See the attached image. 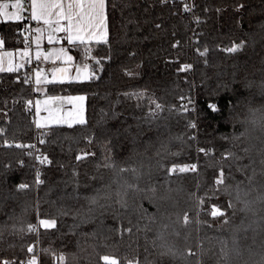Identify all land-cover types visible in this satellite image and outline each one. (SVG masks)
Instances as JSON below:
<instances>
[{"label":"trees","instance_id":"trees-1","mask_svg":"<svg viewBox=\"0 0 264 264\" xmlns=\"http://www.w3.org/2000/svg\"><path fill=\"white\" fill-rule=\"evenodd\" d=\"M23 1L27 6V0ZM107 20V42L68 45L80 58L87 51L92 53L89 65L95 78L50 83L42 92L84 93L87 101L85 124L45 128L39 158L30 151L35 113L26 105L40 93L22 70L0 71V221L7 222L0 228V259L26 262L37 253L27 249L38 241L40 264H104V255L117 258L120 264L134 257L147 264H224L222 242L227 241L231 249L235 233L241 255L231 264L259 261L264 254V200L257 197L264 195L260 188L264 178L259 175L257 151L251 153L257 173L249 196L255 201L253 211H237L233 222L221 228L223 222L210 212L217 199L227 204L229 196L210 199L206 206L198 203L197 196L212 195L213 168L221 166L220 153L225 148L243 157L240 164L250 163L241 151L250 141L231 137L244 131L240 121L250 116L249 108L264 109L260 88L245 86L247 81L259 85L264 71V29L260 27L264 0H194L192 16L182 9L180 0H107ZM29 24L27 16L1 20L3 48L25 47ZM237 44L244 47L235 53L225 51ZM205 50L206 56H201ZM185 64L192 67L180 71ZM140 92L145 94L141 99L129 98L128 94ZM193 98L196 115L183 107ZM153 100L164 111L159 119L146 121ZM213 103L215 111L210 108ZM162 143L168 151L161 148ZM251 143L260 146L259 140ZM201 148L206 151L200 152ZM158 160L165 168L195 163L200 174L167 175L157 166ZM228 163L234 178L229 183L244 179L232 161L225 163V171ZM121 167L141 170L136 183L142 189L154 186L155 193L130 192L129 207L121 208L120 185L123 179L133 181L130 173L117 174ZM21 183L28 189L19 191ZM96 188L101 189L99 204L90 214L91 222L81 224L88 206L74 196L77 192L96 195ZM227 211L231 215L232 210ZM185 213L190 219L187 225ZM153 214L155 218L149 219ZM53 219L54 228L40 224ZM36 222L38 235L28 230ZM121 228L131 232L121 234ZM162 242L178 253L175 259L160 256ZM189 249L196 255L188 256Z\"/></svg>","mask_w":264,"mask_h":264},{"label":"snow or ice","instance_id":"snow-or-ice-1","mask_svg":"<svg viewBox=\"0 0 264 264\" xmlns=\"http://www.w3.org/2000/svg\"><path fill=\"white\" fill-rule=\"evenodd\" d=\"M12 8L15 9V11H9L8 9ZM57 10V11H54ZM188 6L185 5V11H188ZM21 11H22V0H15L14 3L8 4H0V17H3L6 21L21 20ZM55 15V19H53V16ZM30 18L35 21L42 20L44 24L51 26L53 23L56 24V27L53 29V32H64L67 33V40L69 44H75L77 41H79V44L83 45L86 40H91L92 38H96V42L99 43L101 39H104L107 35L106 32V0H69L66 7L63 2V0H32L31 2V16ZM66 20L67 25L61 26L60 21ZM260 27L264 29V24H261ZM37 32L40 31L39 28L36 29ZM49 40L51 41L53 39L52 34H49ZM39 40V38H37ZM105 42H107L105 40ZM4 44V40L0 39V46ZM244 47V44H237L235 47H228L225 49L228 53H235L239 49ZM87 51V50H86ZM59 53L66 57L68 61L72 60L71 56H68L67 53L64 52L63 49L59 50ZM207 50L204 52H201V56H206ZM24 56H27V52L23 53ZM40 53H37V57L39 58ZM51 55V54H50ZM99 63V61H97ZM207 63V61H205ZM264 63V61H262ZM23 65H19L17 67H22ZM88 66L85 65V68ZM192 66L185 64L182 66L180 71H186L190 69ZM16 68L13 67L11 64L8 68V71H15ZM0 71H4L2 67H0ZM66 71V70H62ZM89 79L95 78V73H91L87 76ZM39 82V80L37 81ZM246 87H253L258 86L260 88V94L264 95V71H262V76L259 85H255V81H247ZM129 98H131L132 95H135L137 99H141L145 94L143 92L140 93H134V94H128ZM181 99H184V97H181ZM69 100H79L83 101L84 97H70ZM191 102V101H189ZM141 104H137V107H141ZM184 110H187L186 105L183 106ZM210 108H212L214 111L216 110V105L210 104ZM164 111V106L158 102H155L154 100L151 101V105L149 107V111L147 113V116L145 117V120H153V119H159L160 114ZM257 112H259V116H257ZM250 116H246L245 119L241 120L240 123L245 126L244 131L240 132L238 135H233L231 137L234 141H241L242 138L249 140V126L250 125H261L264 126V109L260 110H253L249 108ZM115 115V114H114ZM65 123L69 124V127L72 126V124H78L83 125L85 124V120L83 119V116L81 114H78V117L75 119H72L71 122L64 121ZM37 127H40L39 124H37ZM192 127H195L193 124ZM0 132H3V129H0ZM179 139V138H177ZM227 139V138H225ZM260 142V146L257 148V146L251 142H249L248 146H245L241 149L244 156L249 157L250 163L240 164L239 162L243 159L242 156L238 155L236 152L232 151L231 148H225L223 152L220 153V160H221V166L219 169L213 168L212 172V178H213V188H212V195L206 196V197H200L197 196L198 203L201 205H207L208 200L213 199L215 197H219L222 194H227L229 196V202L227 204L221 203L218 199L216 200V203L213 205L210 215L211 217L215 218L216 221H222L223 223L220 225L221 228L231 224L236 216L237 211L241 213H247L253 211V204L255 201L250 200L249 196L251 195L252 191H254L253 184L255 182L256 178V169L253 167V165L256 163L255 159L251 158V153L255 149L257 151V154L261 157L259 163L261 165V170L259 175L264 178V139L257 138ZM136 138H133V143L135 144ZM148 146H151V141L148 142ZM16 147H23V145H16ZM161 148L165 151H168L167 145L161 144ZM200 152H205L206 150L201 148L199 149ZM88 155H95L94 153H85V156ZM176 155H179L178 153ZM160 156V152H157V157ZM46 159V158H45ZM77 160L82 159L81 156H77ZM227 161H232L237 164L236 170L238 172H241L244 176V179L235 181L234 184H230L229 181L234 179L230 173L232 169V164H227V171H225V163ZM44 161L41 160V163ZM105 167H110L111 165H104ZM157 166L159 168H164L167 175H171L173 173L176 174H183V173H197L198 172V165L193 164H185L184 166H177L173 165L171 167L165 168V165L162 161H157ZM143 165H141V168ZM252 169V174H248V169ZM123 173H130L133 177V181L129 182L128 179H123V183L120 185V187L123 189L122 192H118L117 195L120 197L118 200V203L120 204L121 208H128L129 203L127 197L131 193H138V192H152L155 193L156 188L150 187L148 189H142L136 181H138L141 176L143 175L142 171L132 167V168H125L121 167L117 170V174H123ZM150 174V173H149ZM167 182V179H166ZM38 183H42V181H39V174H38ZM29 185L25 183H21L18 186L19 191H24L28 189ZM197 187L199 188L200 185L198 184ZM260 188L264 189V183H260ZM75 191V190H74ZM93 191L96 193V195L88 196V195H81L77 192V194L74 196V199L80 200L84 199L87 202L88 206V214L85 216L84 219L80 221L81 224L83 223H90L91 222V213L94 212L96 207L99 204L98 196L101 192L100 188L93 189ZM146 198L151 200V197L146 195ZM257 199L264 200V195H261L257 197ZM237 202L242 205V207H239L237 209ZM219 206H216V205ZM223 209V210H222ZM228 209H231V215H228ZM143 214L145 216H148L147 210L143 209ZM67 214V213H64ZM155 214L152 216H149V219H154ZM11 219V217H9ZM102 222V221H101ZM6 221H0V228L4 227L6 225ZM131 223V222H130ZM183 223L185 225L190 223V219L187 213L183 216ZM40 224L43 225L45 228H54L56 226V221L53 220H40ZM79 227V225H77ZM165 228L168 227V225H164ZM208 227H212V224H208ZM21 231L23 229H20ZM29 231H34L35 228L33 226H30ZM15 231V229H14ZM118 231L123 234V232H131V228L128 229H119ZM176 235H179L177 232ZM0 237H2V234H0ZM157 239L163 240L162 236H158ZM233 241V247L229 249L227 241H223V247L221 249L222 257L224 264H231L232 259L234 257H238L241 255L240 249L237 246V237L235 233L232 236ZM155 243V241L153 242ZM159 247L162 249L160 252V256L163 257H172L173 259L176 258L178 253L171 247L167 246L166 243H160ZM28 252L32 253L34 252V249L29 247L27 249ZM250 255H255L249 249ZM188 256H195L196 253L192 252L191 249L188 250L187 253ZM60 261H65L64 256H60L58 258ZM101 259L104 261V264H120L117 258L104 255L101 257ZM3 264H16V262L12 261H4ZM27 264H37L36 257L33 255V257L27 261ZM124 264H147L146 260L142 261L138 257H134L132 259L124 258ZM198 264H202V262H198ZM254 264H264V254H261L260 260L255 261Z\"/></svg>","mask_w":264,"mask_h":264},{"label":"crops","instance_id":"crops-1","mask_svg":"<svg viewBox=\"0 0 264 264\" xmlns=\"http://www.w3.org/2000/svg\"><path fill=\"white\" fill-rule=\"evenodd\" d=\"M31 2L32 0H27V6L25 2L22 1V11L21 19L24 16H27L32 23H34L36 29L39 28L40 31L37 32V35L34 38L35 42V51L34 56L37 57V53H40L39 58L51 59L53 60V66L50 68L49 73L39 75L37 78L36 88L40 93L36 95L33 101L35 108V125H40L43 128H49L52 126L68 125L64 121L71 122L72 119L78 117V114L83 116V119L86 120V101L87 97L84 93L76 94H42L50 83H62L66 81H86L89 78L87 76L92 73L90 69V61L86 60L87 54L90 51H87L84 57L80 58L76 56L69 50L67 33L64 32H53V29L56 27V24L53 23L51 26L44 24L42 20L35 21L30 18L31 16ZM65 7L69 0H63ZM27 11V14H24V11ZM57 11V10H54ZM55 19V15L53 16ZM61 26H66L67 21L61 20ZM106 32L107 35L104 39H101L100 42L105 41L108 37V20H107V0H106ZM52 34L53 39L49 40V34ZM39 38V40L37 39ZM96 38L91 40H86L84 44L95 43ZM75 44H79L77 41ZM46 46V50L44 49ZM22 49V50H21ZM19 50H13L15 53V60L13 62V67L16 70L19 69L22 58L24 57L23 53H30L28 47H23ZM63 49L68 56L72 57L71 61H68L65 56L59 53V50ZM51 54V55H50ZM80 60V62H78ZM85 65L88 67L85 68ZM8 68V67H7ZM66 70V71H62ZM83 96L84 100H69L70 97H80ZM75 125V124H72Z\"/></svg>","mask_w":264,"mask_h":264},{"label":"built area","instance_id":"built-area-1","mask_svg":"<svg viewBox=\"0 0 264 264\" xmlns=\"http://www.w3.org/2000/svg\"><path fill=\"white\" fill-rule=\"evenodd\" d=\"M180 1H182V9L185 11V5H187L189 10L185 11V12L188 13V15L192 16L194 0H180ZM36 35H37L36 27H35L34 23H32V21L30 20V24L28 25V27L26 29V35H25V46L30 49V53L27 54V56H24L22 58L20 65H23V66L19 67V69L24 72L26 81L29 84H31L34 91L36 89L38 76L49 73L50 68L53 66V63H54L53 60H51V59L35 58V56H34V51H35L34 38ZM44 49L46 50V46ZM86 60L87 61L92 60V53L91 52H89L87 54ZM78 62H80V60H78ZM33 101H34V99L32 100V103H29L26 105V109L35 113ZM190 101L191 102L185 103V105L187 107L186 111L196 115L195 98H193ZM193 124L195 125V128H196L197 123L194 121L192 123V125ZM44 135H45V128L35 126L34 138H33V141L29 144L30 151L35 154V158H39L38 157L40 155L39 144L43 141ZM39 227H40L39 222H36V224L34 225V228H35L37 235L39 232ZM38 246H39L38 241H36V243L34 245H32L31 248L34 249L35 253L37 252L35 255L36 261H37V264H40L39 263V247ZM4 261H9V260L0 259V264H3ZM16 264H27V261L16 263Z\"/></svg>","mask_w":264,"mask_h":264},{"label":"rangeland","instance_id":"rangeland-1","mask_svg":"<svg viewBox=\"0 0 264 264\" xmlns=\"http://www.w3.org/2000/svg\"><path fill=\"white\" fill-rule=\"evenodd\" d=\"M14 2H15V0L12 1V2L0 1V4H4V3L11 4V3H14ZM8 10L10 12L11 11H15V9H12V8H9ZM1 20H4V18L3 17H0V21ZM14 60H15V53H14V51L13 50L4 49L3 48V45L0 46V67H2L4 69V71H8V68H9L10 64L13 65ZM36 90H37V88H36Z\"/></svg>","mask_w":264,"mask_h":264},{"label":"clouds","instance_id":"clouds-1","mask_svg":"<svg viewBox=\"0 0 264 264\" xmlns=\"http://www.w3.org/2000/svg\"><path fill=\"white\" fill-rule=\"evenodd\" d=\"M239 122V121H238ZM257 138L264 139V126L259 124L249 126V141L254 142Z\"/></svg>","mask_w":264,"mask_h":264}]
</instances>
